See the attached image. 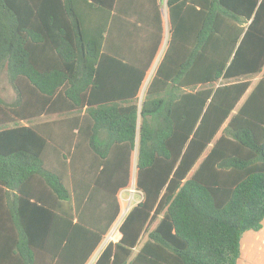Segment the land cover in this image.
<instances>
[{
	"label": "trees",
	"instance_id": "1",
	"mask_svg": "<svg viewBox=\"0 0 264 264\" xmlns=\"http://www.w3.org/2000/svg\"><path fill=\"white\" fill-rule=\"evenodd\" d=\"M166 6L139 101L160 0H0V264H86L134 150L92 264H235L261 227L264 0Z\"/></svg>",
	"mask_w": 264,
	"mask_h": 264
},
{
	"label": "rangeland",
	"instance_id": "2",
	"mask_svg": "<svg viewBox=\"0 0 264 264\" xmlns=\"http://www.w3.org/2000/svg\"><path fill=\"white\" fill-rule=\"evenodd\" d=\"M161 9H162V19H163V24H164V30H163V40L161 42V45L159 47V50L150 66V68L148 69L145 79L140 87V91H139V95H138V100L140 101L143 97V94L145 92V88L146 85L148 83V81L150 80L155 67L163 53V50L165 48L166 45V40L168 37V24H167V13H166V8L164 5L161 4ZM264 74V67L262 69V73H257V74H253V75H249L248 78L251 80L253 85L256 80L262 75ZM0 96L5 100V101H12L15 96H16V92L13 88V86L11 85V83L8 80L7 74H6V69L2 68L0 70ZM240 102H238L237 106L239 105ZM24 123V122H22ZM136 150L133 151L132 154V161H131V170H130V179H129V185L128 187L122 189L119 193H118V199L121 205V212L118 216V218L116 219V221L114 222V224L112 225V227L110 228L108 234L104 237V239L100 242V244L97 246V248L94 250L93 254L91 255V257L88 260L87 264H92L96 258V256L99 254V252L101 251V249L103 248V246L109 241V240H117L118 239V226L121 222V220L123 219L125 213L127 212V210L136 202H138L141 197L142 194L141 192L136 188L135 186V173H136ZM156 222H154L150 229L153 228V226L155 225ZM147 233H144L141 237H140V241L138 246L134 249V252L138 249L139 245L141 244V242L144 240V238L146 237Z\"/></svg>",
	"mask_w": 264,
	"mask_h": 264
},
{
	"label": "crops",
	"instance_id": "3",
	"mask_svg": "<svg viewBox=\"0 0 264 264\" xmlns=\"http://www.w3.org/2000/svg\"><path fill=\"white\" fill-rule=\"evenodd\" d=\"M160 2L162 5L165 6L166 13H167L166 0H160ZM161 14H162V9H161ZM162 22H163V19H162ZM167 24H168V16H167ZM168 28H169V24H168ZM163 30H164V24H163ZM243 98H244V96H243ZM243 98L239 101L240 103L242 102ZM131 161H132V157H131ZM122 189H124V188H122ZM122 189H120L118 191V193ZM118 193H117V196H118ZM120 207H121V205H120ZM156 221H154V222H156ZM151 225H150V227H151ZM150 227H149V229H150ZM118 232H119V230H118ZM120 235H121V233L119 232L118 239H119ZM235 264H264V218L262 220V225L259 229H257V230L249 229V230H245L242 233L240 240H239V256L237 257Z\"/></svg>",
	"mask_w": 264,
	"mask_h": 264
},
{
	"label": "built area",
	"instance_id": "4",
	"mask_svg": "<svg viewBox=\"0 0 264 264\" xmlns=\"http://www.w3.org/2000/svg\"><path fill=\"white\" fill-rule=\"evenodd\" d=\"M120 212H121V211H120ZM108 232H109V231H108ZM108 232H107V234H108ZM107 234H106V235H107ZM113 241H114V240H113ZM87 263H88V262H87ZM87 263H86V264H87Z\"/></svg>",
	"mask_w": 264,
	"mask_h": 264
}]
</instances>
